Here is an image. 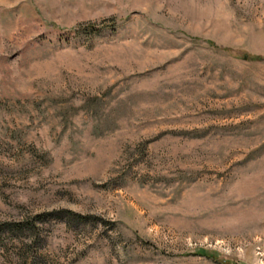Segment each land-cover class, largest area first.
Returning <instances> with one entry per match:
<instances>
[{"label":"rangeland","instance_id":"374dc122","mask_svg":"<svg viewBox=\"0 0 264 264\" xmlns=\"http://www.w3.org/2000/svg\"><path fill=\"white\" fill-rule=\"evenodd\" d=\"M7 222L0 264H264V0H0Z\"/></svg>","mask_w":264,"mask_h":264},{"label":"trees","instance_id":"16d2710c","mask_svg":"<svg viewBox=\"0 0 264 264\" xmlns=\"http://www.w3.org/2000/svg\"><path fill=\"white\" fill-rule=\"evenodd\" d=\"M98 25H111V23L110 22L107 23L103 20L100 22V24L90 23L88 27L90 29H96L99 27ZM243 57L249 58V59H260L259 55L243 54ZM35 217H36L35 219H44V218L63 219L65 221L68 219V220H73L76 223H85V221L89 218L88 216L80 215L78 213L65 210V209L47 211V212L38 214ZM19 226L20 225L15 222H7V223L0 224V237L3 235L4 232L17 229ZM201 254L206 255L205 252H201Z\"/></svg>","mask_w":264,"mask_h":264}]
</instances>
